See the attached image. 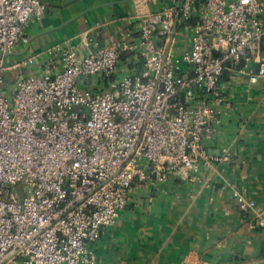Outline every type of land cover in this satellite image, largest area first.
I'll use <instances>...</instances> for the list:
<instances>
[{
    "label": "built area",
    "instance_id": "built-area-1",
    "mask_svg": "<svg viewBox=\"0 0 264 264\" xmlns=\"http://www.w3.org/2000/svg\"><path fill=\"white\" fill-rule=\"evenodd\" d=\"M45 10L0 0V264H98L94 244L137 186L212 166L205 143L227 103L225 63L259 64L250 80L264 78V0H176L86 54L51 51L9 94L6 58ZM178 28L191 47L177 56ZM124 54L140 67L121 75ZM234 197L264 231V210Z\"/></svg>",
    "mask_w": 264,
    "mask_h": 264
},
{
    "label": "crops",
    "instance_id": "crops-1",
    "mask_svg": "<svg viewBox=\"0 0 264 264\" xmlns=\"http://www.w3.org/2000/svg\"><path fill=\"white\" fill-rule=\"evenodd\" d=\"M175 1L42 0L43 16L25 26L28 42L6 58V92L11 94L22 75L41 72L51 51L86 54L127 29L137 31L141 15ZM190 47L191 33L178 28L175 54ZM255 66L226 68L227 103L216 135L205 143L212 166L201 165L191 180L137 186L131 205L94 244L98 264H264V231L234 197L237 191L264 210V78L250 80ZM139 67L130 54L123 55L121 75ZM225 154L230 161L219 162Z\"/></svg>",
    "mask_w": 264,
    "mask_h": 264
},
{
    "label": "water",
    "instance_id": "water-1",
    "mask_svg": "<svg viewBox=\"0 0 264 264\" xmlns=\"http://www.w3.org/2000/svg\"><path fill=\"white\" fill-rule=\"evenodd\" d=\"M241 63L243 64V63H245V62L243 61V62H241ZM234 65H235V63H234L233 61H231V60L225 63V67H226V68L233 67ZM228 72H229V71L226 69V70L224 71V75H229ZM254 74H255V75H258V74H259V64H256V66H255V70H254ZM224 75H223V76H224Z\"/></svg>",
    "mask_w": 264,
    "mask_h": 264
},
{
    "label": "trees",
    "instance_id": "trees-1",
    "mask_svg": "<svg viewBox=\"0 0 264 264\" xmlns=\"http://www.w3.org/2000/svg\"><path fill=\"white\" fill-rule=\"evenodd\" d=\"M217 55V54H216Z\"/></svg>",
    "mask_w": 264,
    "mask_h": 264
}]
</instances>
